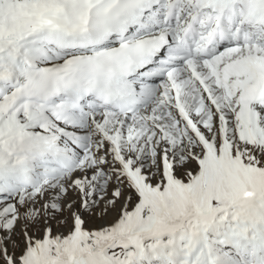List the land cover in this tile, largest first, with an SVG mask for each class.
I'll use <instances>...</instances> for the list:
<instances>
[{
	"label": "snow or ice",
	"instance_id": "6c2138e0",
	"mask_svg": "<svg viewBox=\"0 0 264 264\" xmlns=\"http://www.w3.org/2000/svg\"><path fill=\"white\" fill-rule=\"evenodd\" d=\"M0 264H264V0H0Z\"/></svg>",
	"mask_w": 264,
	"mask_h": 264
}]
</instances>
